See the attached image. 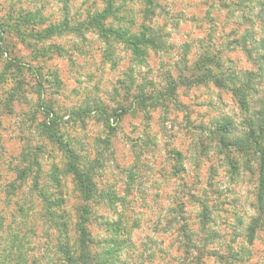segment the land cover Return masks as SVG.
Masks as SVG:
<instances>
[{
	"label": "rangeland",
	"instance_id": "rangeland-1",
	"mask_svg": "<svg viewBox=\"0 0 264 264\" xmlns=\"http://www.w3.org/2000/svg\"><path fill=\"white\" fill-rule=\"evenodd\" d=\"M125 1L123 27L135 33L151 29L163 39V49L151 50L145 65L132 62L131 53L122 45L115 49L114 63L108 62L103 55L105 45L94 33L56 37L27 47L16 38L10 40L17 57L41 66L46 82L40 97L31 79L21 102L9 112L3 101L13 84L0 88V214L6 218L5 235L17 232L23 220L17 213V203L25 207L34 195L31 180L19 190L8 188L19 183L15 179L17 170L23 168L22 156L38 154L42 186L51 185L54 167L64 173L62 150L38 131L46 112L55 111L60 120L57 133L84 158L83 166L93 169L99 192L117 198L114 206L107 200L90 203L89 231L95 253L100 251L98 245L112 238L104 221L128 215L137 226L129 230V245L118 254L117 264H196L194 252L206 248L203 244L207 234L200 224V214L207 204L214 220L207 228L217 236L203 251L227 257V247L231 245L229 255H238V261L221 262L206 254L204 264H264V229L252 245L246 240L247 227L259 215V165L237 151L222 149L215 132L218 126L225 125L234 137H243L246 131L245 117L232 94L213 84L182 88L176 102L167 101L163 106L152 105L119 117L120 105H130V101L125 102L122 86L129 73L133 72L136 85L132 95L137 94L135 87L143 84L147 85L145 91H166L167 76L175 78L185 64L194 65L207 46L215 54L220 53L222 71H253L252 63L235 48L236 44L231 49L226 47L230 37L236 41L247 27L237 8L232 9L233 16L226 13L225 5H236L237 0H155L158 7L152 16L145 13L141 0ZM243 5L255 15L264 1L248 0ZM102 7L101 0H0V17L9 22L7 14H11V22L16 24L26 13H38L46 19L39 29H45L65 19L82 21ZM25 30L28 33L32 26ZM51 45L61 47L64 54L49 52L51 56H43L42 51ZM31 53H38L36 62ZM84 111L87 114L81 117L74 115ZM62 185L66 199L63 211L76 220L86 204L72 178L64 177ZM41 209L35 200L37 215L29 224L31 230L24 240L29 245L24 251L31 259L42 256V264H54L49 256L56 253V234L39 217ZM183 219L190 221L191 231L187 234L193 240L188 257L179 234ZM72 226L74 242L75 225Z\"/></svg>",
	"mask_w": 264,
	"mask_h": 264
},
{
	"label": "trees",
	"instance_id": "trees-1",
	"mask_svg": "<svg viewBox=\"0 0 264 264\" xmlns=\"http://www.w3.org/2000/svg\"><path fill=\"white\" fill-rule=\"evenodd\" d=\"M101 1L103 4L102 9L90 12L82 21L71 22L69 19H65L59 24L49 25L45 29H39L40 26L45 24L46 19L38 13H26L21 17L20 22L16 24L11 22L13 17L11 14H7L10 19L9 22L0 17V88L8 86L10 83L13 84L7 92V98L3 101L6 111L9 112L15 103L21 102L22 97L31 86V79L36 84L40 97L43 96L42 88L46 82L44 74L41 73V66L37 67L25 63L16 56L10 43L12 38L23 42L21 44L27 47L32 46L33 43L37 46L56 37L68 35L82 37L86 33H94L105 45L103 55L108 62L114 63L115 49L118 45H122L131 53V60L136 65H145L146 58L151 50L161 51L163 49L162 37L160 38V35L155 34L153 30L145 29L140 33H135L131 29L123 27L126 19L124 13H126L127 1L124 0L122 3L119 0ZM141 2L145 6V13L152 16L154 8L158 7L157 1L141 0ZM236 2L238 4L236 3L231 7L225 5V8H227L226 13L228 16H233L232 9L237 8V13L241 14L242 23L247 27L239 38H235L236 41H233L230 37L226 47L231 49L233 44H236L235 48L242 51L249 62L252 63L253 71L237 72L235 74L222 71L219 59L220 53L215 54L210 51V46H207L194 65L185 64L175 78L171 74L167 76L166 91H156L154 89L145 91L147 85L143 84V86L138 85L135 87L137 94L132 95V88L136 85L133 72L129 73L127 76L128 81L122 82V86L127 98L125 102L130 101V105L126 106L125 103L120 105L119 117L121 119L126 114L135 112L138 109H147L152 105L157 106L160 104V106H163L167 101L176 102L177 92L182 88L191 89L201 85L213 84L220 89L228 90L245 117L246 131L243 137H234L232 130L229 129L228 125H225L218 126L215 132L216 137H219L222 149L237 151L247 156L250 161L252 159L257 161L259 165V190L257 193V212L259 215L257 218L252 219L246 229V240L249 245H252L258 233L264 229V5L257 14L253 15L254 11L252 9L248 6L243 7V4H247L248 0H237ZM126 23L128 22L126 21ZM28 25L32 26V30L27 33L25 29ZM44 50L42 51L43 56H51L49 52H53L57 56L64 54L62 48L55 45H51V47ZM31 54L35 59L33 62H36V59L39 58L38 53L37 55ZM56 84L60 85V82L56 80ZM40 108L42 107L40 106ZM85 114H87L86 111L74 113L77 117ZM55 116V111H47L44 120L38 125V131L41 137H45L62 150L66 160L64 173L54 167L50 175L51 185L42 186L43 172L38 154L34 156L25 154L22 156L23 168L17 170L15 179L19 183H17V187L11 185L8 188L19 190L31 180L32 187L30 191L34 195L31 196V203H26L25 207L19 205L20 202L17 203L16 208L19 209L17 213L23 219L17 232H10L5 235L4 219L6 218L0 214V243L4 244L0 245V264H42V256L38 260L31 259L24 251L29 245L24 241L26 233L31 230L29 224L37 215L34 212L35 200H38L42 205L39 217H42L48 229L56 234V253L49 256L54 264H117L116 258L121 250L129 245L127 236L129 230H132L136 223H131L132 220L130 221L131 218L128 215H121L116 221H104L103 226L112 238L107 241L108 243L104 242L97 246L100 249L98 253L94 252V241L89 231L91 226L90 203H101L107 200L109 204L114 206L117 198L99 192L93 180L95 174L93 169L83 166L86 163L84 158L73 150L70 142L64 141L57 133L60 120ZM177 156L180 157L181 154L178 153ZM59 176H63V178H59ZM64 177L72 178L76 192L79 193L86 204L83 210L78 211L76 220L69 218L68 214L63 211V204L66 202L62 185ZM129 179L133 180L131 174ZM200 218L203 232L207 234L205 244H203V247H206L203 249L205 250L217 236L216 232H211L207 228V226L214 223L212 212L207 204L203 205ZM74 225L75 241L72 242L70 227H74ZM189 228H191L190 221L185 220L179 229L187 257L192 252L189 247L190 241L193 242L191 236L187 234ZM231 248V245H228L227 253L230 254L233 251ZM203 250L198 248L194 252L196 264H204L203 259L206 254L211 255L212 258L222 260L221 262L238 261V255L236 257L233 254H228L226 257V255H220L216 251L206 253Z\"/></svg>",
	"mask_w": 264,
	"mask_h": 264
}]
</instances>
